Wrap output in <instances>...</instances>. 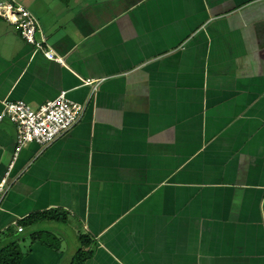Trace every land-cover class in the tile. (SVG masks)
Wrapping results in <instances>:
<instances>
[{
  "label": "crops",
  "instance_id": "crops-1",
  "mask_svg": "<svg viewBox=\"0 0 264 264\" xmlns=\"http://www.w3.org/2000/svg\"><path fill=\"white\" fill-rule=\"evenodd\" d=\"M17 1L62 62L0 19V113L62 92L87 110L21 151L0 246L21 264H264V0ZM16 136L0 122V179Z\"/></svg>",
  "mask_w": 264,
  "mask_h": 264
},
{
  "label": "built area",
  "instance_id": "built-area-1",
  "mask_svg": "<svg viewBox=\"0 0 264 264\" xmlns=\"http://www.w3.org/2000/svg\"><path fill=\"white\" fill-rule=\"evenodd\" d=\"M0 19L18 26L23 40L35 51L42 52L50 60L62 62L47 44L36 16L17 0L0 1ZM38 35L40 39L37 38ZM92 84V80L84 81V85ZM86 110V105L70 100L66 92H62L56 99L46 102L38 109H33L24 101L4 103L0 122L9 119L16 127L17 136L13 162L0 179V209L12 187L11 171L23 148L34 142L42 147H49L76 127L83 120ZM18 231L23 232V227L18 225Z\"/></svg>",
  "mask_w": 264,
  "mask_h": 264
},
{
  "label": "trees",
  "instance_id": "trees-1",
  "mask_svg": "<svg viewBox=\"0 0 264 264\" xmlns=\"http://www.w3.org/2000/svg\"><path fill=\"white\" fill-rule=\"evenodd\" d=\"M57 213V212H55ZM40 215H34L31 218L27 219L25 222L26 225H30L32 221L39 219ZM63 219V218H62ZM22 226V225H20ZM23 227V226H22ZM23 227V231H24ZM18 233H20L18 231ZM22 233V232H21ZM39 239V238H35ZM90 244V243H89ZM90 246V245H89ZM94 252L92 250H80L76 256L72 259L70 264H85L87 260L93 257ZM25 254L23 253L19 241L12 244L1 245L0 246V264H21L24 259Z\"/></svg>",
  "mask_w": 264,
  "mask_h": 264
},
{
  "label": "rangeland",
  "instance_id": "rangeland-1",
  "mask_svg": "<svg viewBox=\"0 0 264 264\" xmlns=\"http://www.w3.org/2000/svg\"><path fill=\"white\" fill-rule=\"evenodd\" d=\"M0 1H1V0H0ZM25 235L27 236V234H24L23 236H22V235H19L18 237H19V239H21V238L24 239V238H25V237H24ZM22 239H21L20 243H23L24 240L22 241ZM23 244H24V243H23ZM23 244H22V248H23ZM23 249H24V248H23Z\"/></svg>",
  "mask_w": 264,
  "mask_h": 264
}]
</instances>
